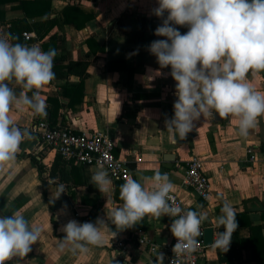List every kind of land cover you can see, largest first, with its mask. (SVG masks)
Instances as JSON below:
<instances>
[{"label":"crops","instance_id":"1","mask_svg":"<svg viewBox=\"0 0 264 264\" xmlns=\"http://www.w3.org/2000/svg\"><path fill=\"white\" fill-rule=\"evenodd\" d=\"M27 2L26 8L20 6ZM11 0L0 5V34L16 37L12 43L39 46L42 51L55 49V79L40 90L46 101L47 115H34L27 107L11 106L9 115L17 126L26 128L31 138L20 145L13 162L0 166V215L19 212L30 226L42 228L39 240L24 258L14 257L5 264H159L158 254L166 261L165 245L171 236L174 218L146 216L133 228L117 231L107 213L122 206L120 185L114 180L113 191L107 196L90 183L95 165L78 164L62 158L36 135L31 125L36 119L49 118L57 110L55 122L72 131H106L114 140L113 153L130 168L131 176L146 188L156 170L167 173L183 204L207 216L214 232L220 208L228 202L237 213L238 227L230 248L222 252L212 245L204 248L199 264H260L249 244L251 225H262L264 238V117L247 137L238 133L236 118L229 116L204 118L184 140L167 131L165 120L174 116L175 84L171 66L160 68L157 58L148 50L156 36L155 29L163 19L153 13L158 0ZM67 6H74L68 17ZM181 34L187 26L174 25ZM31 32L26 38L23 32ZM76 62L69 72L67 64ZM81 69H84L80 75ZM162 73L156 75V70ZM249 83L264 93V72L248 75ZM9 86L17 95L23 90L15 83ZM77 88L70 95L67 89ZM31 96V92H27ZM61 106L56 109V105ZM72 105V106H71ZM255 145L258 159L248 160L246 148ZM198 155L211 182L209 201L200 198L185 184L184 172L189 158ZM34 158H32V157ZM140 158V159H138ZM37 160V162H35ZM65 186L59 199H52L58 185ZM261 209H251L257 204ZM250 199L244 207L246 200ZM101 217L107 223L101 228L105 243L88 245L84 253L73 254L66 245L61 226L75 219L95 223ZM141 228L159 248L155 253L139 246L134 238ZM117 234L112 237V232ZM122 242L124 248L118 245ZM261 243L260 240H258Z\"/></svg>","mask_w":264,"mask_h":264},{"label":"clouds","instance_id":"2","mask_svg":"<svg viewBox=\"0 0 264 264\" xmlns=\"http://www.w3.org/2000/svg\"><path fill=\"white\" fill-rule=\"evenodd\" d=\"M165 12L167 17L154 34L167 39L152 41L148 50L161 69L171 66L170 75L177 82L174 116L165 120L172 143H176V136L184 140L195 121L202 116L214 117V113L219 118L235 117L239 135L247 137L258 127V118L264 117V93L248 80L249 73L254 76L264 72V0H158L153 13L164 17ZM174 25L187 26L188 31L181 34ZM16 39L11 34H0V166L13 162L21 143L31 138L29 130L17 126L9 115L11 106H27L34 115L45 117L47 105L40 90L55 79L57 51L45 52L36 45L11 42ZM161 74L157 69L156 75ZM10 83L25 91L17 95ZM148 179L153 181L151 188L131 176L125 178L119 190L123 204L107 213L108 220L117 231H123L146 216L173 217L170 231L177 239L173 252L179 255L195 251L207 216L170 203L174 186L167 173L156 170ZM90 183L107 198L113 191L103 164L91 175ZM64 192L65 186L58 185L52 192L53 201ZM220 213L217 226H223L224 231L214 232L211 245L227 252L238 227L237 213L228 202L223 203ZM106 224L101 217L95 223L69 220L60 229L66 234L60 248L70 245L69 250L75 254L86 252L88 245L102 246L105 241L101 228ZM41 232V227L30 226L19 212L0 215V264L26 257ZM157 258L163 264V254Z\"/></svg>","mask_w":264,"mask_h":264},{"label":"built area","instance_id":"3","mask_svg":"<svg viewBox=\"0 0 264 264\" xmlns=\"http://www.w3.org/2000/svg\"><path fill=\"white\" fill-rule=\"evenodd\" d=\"M23 36L30 38L31 32L25 31ZM31 129L43 142L51 146L66 160L84 165L99 166L103 164L109 173V177L114 180L125 181L126 177L131 176L129 166L114 155L115 143L106 131L97 130L77 133L67 126H51L45 118L36 119L32 123ZM246 153L249 161L254 162L258 159L255 145L247 146ZM184 182L192 187L200 198L209 201L211 197V182L204 171L203 160L200 156L194 155L188 159L185 166ZM169 195L172 198L170 203L175 202L184 210H193L183 204L177 193L171 191ZM84 222H90V220L86 218ZM204 230L205 224L203 223L201 225V235L197 238L199 243L195 251L179 255L173 252V246L177 239L171 233L170 239L164 247L167 263L199 264L200 255L206 247L203 240ZM134 238L139 246L147 247L151 253H155L159 248V245L148 237L141 228L135 230ZM118 245L124 248L121 241L118 242Z\"/></svg>","mask_w":264,"mask_h":264},{"label":"trees","instance_id":"4","mask_svg":"<svg viewBox=\"0 0 264 264\" xmlns=\"http://www.w3.org/2000/svg\"><path fill=\"white\" fill-rule=\"evenodd\" d=\"M6 1H8V0H0V5H2L4 2H6ZM9 1H11V0H9ZM21 1V0H20ZM27 2H25V1H21V4H20V6H22L23 8H28V7H26V4ZM77 8L76 7H74V6H67L66 8H65V13L67 14V16L69 17L70 16V13L73 11V10H76ZM2 12V10L0 9V13ZM77 65V63L76 62H73V61H70L68 64H67V66H68V68H69V72H71L72 70H73V66H76ZM83 71H84V69H81V71H80V75H82L83 74ZM76 89L77 88H74V89H71V88H68L67 89V93L68 94H70V95H72L73 93L72 92H74V91H76ZM61 105L60 104H57L56 105V109H58L59 107H60ZM72 106V105H71ZM56 114H57V110H53V114H52V116H50L49 118H47L46 120L49 122V124L51 125V126H59V125H57L56 124V122H55V117H56ZM62 126V125H61ZM32 157V156H31ZM32 158H34V157H32ZM35 162H37V160H35ZM38 163V162H37ZM250 227L251 228H253V230H254V232H255V234L253 233V235H251V238L249 239L250 241H249V244L251 245V247H254V249H255V253H254V257L256 258V259H264V238L261 236V230H262V225H257V226H255V225H251L250 224ZM234 236H232V238H233ZM233 240V239H232ZM258 240H260L261 241V243H259L258 242ZM260 264H264V262H261Z\"/></svg>","mask_w":264,"mask_h":264},{"label":"water","instance_id":"5","mask_svg":"<svg viewBox=\"0 0 264 264\" xmlns=\"http://www.w3.org/2000/svg\"><path fill=\"white\" fill-rule=\"evenodd\" d=\"M253 201L256 202L257 205L251 209H261L262 208L261 204L258 202L256 198H253ZM248 202H250V199L246 200L245 202L244 207L246 209H247L246 205ZM203 240L206 246L211 245V243L213 242V228L209 224H205Z\"/></svg>","mask_w":264,"mask_h":264}]
</instances>
